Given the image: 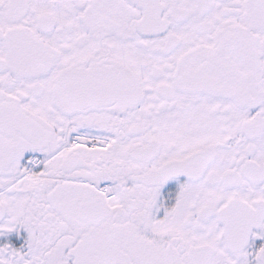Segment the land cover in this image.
<instances>
[{
	"label": "snow or ice",
	"instance_id": "snow-or-ice-1",
	"mask_svg": "<svg viewBox=\"0 0 264 264\" xmlns=\"http://www.w3.org/2000/svg\"><path fill=\"white\" fill-rule=\"evenodd\" d=\"M0 264H264V0H0Z\"/></svg>",
	"mask_w": 264,
	"mask_h": 264
}]
</instances>
